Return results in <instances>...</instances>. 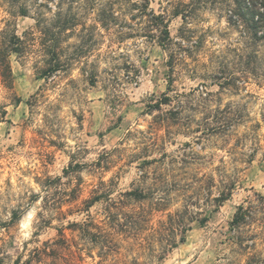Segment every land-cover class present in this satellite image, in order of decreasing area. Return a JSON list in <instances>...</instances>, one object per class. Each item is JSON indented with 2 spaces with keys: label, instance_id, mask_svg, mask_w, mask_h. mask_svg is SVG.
I'll use <instances>...</instances> for the list:
<instances>
[{
  "label": "clouds",
  "instance_id": "obj_1",
  "mask_svg": "<svg viewBox=\"0 0 264 264\" xmlns=\"http://www.w3.org/2000/svg\"><path fill=\"white\" fill-rule=\"evenodd\" d=\"M9 2L0 264H264V0Z\"/></svg>",
  "mask_w": 264,
  "mask_h": 264
},
{
  "label": "rangeland",
  "instance_id": "obj_2",
  "mask_svg": "<svg viewBox=\"0 0 264 264\" xmlns=\"http://www.w3.org/2000/svg\"><path fill=\"white\" fill-rule=\"evenodd\" d=\"M6 2H9V0H6ZM12 4V6H11ZM19 6H24L26 8L25 5L23 4H19V0H10L9 2V16L13 17L14 19L9 21L10 24H14L15 25V30H19V27L21 24L25 23V21L28 19V15L27 17H20V16H17L15 15V10H17L16 8H18ZM149 4H145L144 5V9L145 11L147 10ZM3 5H0V8H2ZM12 8H15V9H12ZM27 10V8H26ZM3 13L0 12V16H2ZM27 31L28 29L25 28V32L24 34L26 35L27 34ZM170 35V33H169ZM32 39L34 40L35 39V35L33 34V37ZM10 67H11V72H12V66L10 64ZM174 70V67L173 69ZM41 79H43V77H40ZM92 84L93 86H95V75H93L92 77ZM56 88V85L53 84L51 85L50 87H47L45 88V92H51V91H54ZM17 106H19V99H17ZM9 114V109L7 107L3 108V109H0V117H7ZM13 122L12 120H8V124L11 125ZM80 123H81V126H84V119H83V116L81 117L80 119ZM161 131H163V129H161ZM6 135H11V128H9L8 132L6 133ZM39 136V133L38 132H33V131H30L29 129L27 128H24L22 130V143L24 145L25 148H28L31 146L32 144V141L34 138L38 137ZM45 146L46 148L48 149V152L50 154V157H51V164L52 166H55L57 163H58V155L57 153L59 152V149L57 148L56 146V143L55 141H46L45 142ZM33 152H35V149L33 148L32 149ZM47 159V157H46ZM148 161H146L147 163ZM75 167H79V165H75ZM6 169H5V165H4V160H3V153L0 152V179H4L6 178L5 174H6ZM82 179V178H81ZM8 182H13L11 180H9ZM65 211H67V209L65 208L64 209ZM65 239H68L70 237V233L69 232H65ZM89 256H91V253L88 254ZM19 263V261H17ZM79 262L80 264H86V261H85V254H81L80 257H79Z\"/></svg>",
  "mask_w": 264,
  "mask_h": 264
},
{
  "label": "trees",
  "instance_id": "obj_3",
  "mask_svg": "<svg viewBox=\"0 0 264 264\" xmlns=\"http://www.w3.org/2000/svg\"><path fill=\"white\" fill-rule=\"evenodd\" d=\"M11 6H12V4H11ZM143 7H144V6H143ZM12 9H15V8H12ZM16 9H17V10L14 11V12H15V15L20 16V17H27L28 12H27V10H26V8H25L24 6H19V7L16 8ZM155 19H156L157 22L162 23V20H161L160 17H155ZM65 30H67V29H65ZM164 35H165V37L169 36V33L167 32V26H165V33H164ZM6 73H7L8 75H11V73H12V72H11L10 63L7 65ZM17 264H19V263L17 262Z\"/></svg>",
  "mask_w": 264,
  "mask_h": 264
}]
</instances>
